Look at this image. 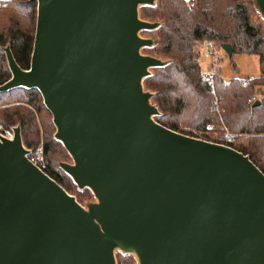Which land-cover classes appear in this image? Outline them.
<instances>
[{"label": "water", "instance_id": "water-1", "mask_svg": "<svg viewBox=\"0 0 264 264\" xmlns=\"http://www.w3.org/2000/svg\"><path fill=\"white\" fill-rule=\"evenodd\" d=\"M31 1L29 68L4 48L0 92L40 93L72 159L59 167L96 202L84 208L31 165L16 126L0 139V264H116L115 250L136 264H264V174L154 120L142 82L165 62L141 54L154 45L141 32L159 24L139 9L155 0Z\"/></svg>", "mask_w": 264, "mask_h": 264}, {"label": "trees", "instance_id": "trees-1", "mask_svg": "<svg viewBox=\"0 0 264 264\" xmlns=\"http://www.w3.org/2000/svg\"><path fill=\"white\" fill-rule=\"evenodd\" d=\"M188 2L157 0L156 6L139 9L142 21L159 24L155 30L157 46L144 48L141 52L165 62L163 67L151 69V75L142 82L144 90L152 94L151 104L159 111L154 120L175 132L205 140L202 138L208 134L205 126L214 120L212 114L216 115L213 95L201 80L202 48L210 44L214 89L221 97L223 110L222 123L230 134L246 133L249 136L246 143L234 144L232 148L247 156L264 174V27L253 24L249 0H194L192 8L188 7ZM35 24L36 3L31 0H16L0 7V86L11 78L4 48L9 47L22 70L29 68ZM145 33L148 32H141ZM222 45L231 47L232 57H256L259 75L246 85L241 78L223 81L219 75L221 65L214 62L216 50L224 52ZM256 102L258 105H254ZM0 123L5 127L18 126L23 145L28 149L38 146L42 130L44 173L74 196L79 204L82 193L92 196L89 189L74 193L77 186L56 163L54 155L57 151L53 146L64 147L54 139L56 130L52 116L37 90L17 88L0 92ZM199 132H202L201 136H198ZM217 134L220 138L208 142L222 144V130ZM117 264L133 263L128 257L117 256Z\"/></svg>", "mask_w": 264, "mask_h": 264}, {"label": "rangeland", "instance_id": "rangeland-1", "mask_svg": "<svg viewBox=\"0 0 264 264\" xmlns=\"http://www.w3.org/2000/svg\"><path fill=\"white\" fill-rule=\"evenodd\" d=\"M153 5H155V6L157 5V0H155ZM187 5L189 8H192L194 5V0H189ZM248 8H249V12H250V16H251V20H252L253 24L254 25L260 24L264 27V19L262 18L259 10L255 6V3L253 0H249V7ZM140 36L142 38L151 39L154 42V45L157 46L158 38L156 36L155 30L150 31V32L145 33V34H140ZM206 45H208V51L210 50V58L209 59H206L204 56L205 52L207 51ZM141 54H143V53L141 52ZM146 54L144 53V55H146ZM214 62L218 63V65H221V70H220L219 75L223 81H229L232 78L244 79V78H247L250 76L255 78L256 76L259 75L258 60L256 57H253V56L235 55L234 57H232V60H231L225 54V52H222L220 50H216V57L214 59ZM207 65L211 67V46H210V44H205L202 48V57L200 60L201 73H202V70L204 72L208 69ZM212 117L214 120L211 121V123H213L215 130H214V132H207L208 134L202 136V138H204L206 141H215L216 138H220L219 136H221V135L217 134V133H218V131L223 130L221 125L220 126L218 125L220 123L218 121L219 117L217 115H214V114H212ZM215 120H216V122H215ZM42 133H43L42 130H40V142H39V144L43 145L44 139L42 137ZM53 148L55 149V152L57 151L56 154L54 155V159L58 165H60L61 163L72 164V159L70 158L68 153L63 148H61L59 145L53 146ZM82 191L83 190H79L76 187L74 193L82 192ZM81 195H82L81 198L80 199L77 198V199L80 200V204L84 208H86L87 204L96 202L93 195L90 197L89 196L87 197V195L84 193H82ZM114 254H115V258H116V264H117V256L128 257L130 259V261H132L133 264H136V261L132 255H127V254L121 253L119 250H115Z\"/></svg>", "mask_w": 264, "mask_h": 264}, {"label": "built area", "instance_id": "built-area-1", "mask_svg": "<svg viewBox=\"0 0 264 264\" xmlns=\"http://www.w3.org/2000/svg\"><path fill=\"white\" fill-rule=\"evenodd\" d=\"M16 0H0V7H2L5 4L12 3ZM207 51L205 52L204 56L206 59L210 58V50L208 51V45H206ZM207 70L201 73V80L203 83L207 84L210 88V92L213 95V111L215 114L219 117V121L221 123L222 131H223V142L220 145L229 147L231 149L232 145L237 143H245L248 141L249 136L246 133H238V134H230L227 128L222 123L221 119V113L223 110L220 107V101L221 97L216 95L214 84H215V71L212 70L210 66L207 65ZM211 68V69H210ZM254 77L250 76L243 79V85H246L248 81L253 80ZM254 102V100L252 101ZM13 127H5L0 123V139L4 140H13L14 138V128ZM206 132H214L215 128L213 123L209 122L205 126ZM202 132L198 133V136H201ZM24 146V145H23ZM25 150L27 151V154L25 155V158L28 160V162L33 165L35 168H37L40 172L44 173L46 169V160L44 155V148L42 144H39L34 149H28L24 146ZM235 150V149H234ZM45 174V173H44ZM46 175V174H45Z\"/></svg>", "mask_w": 264, "mask_h": 264}]
</instances>
